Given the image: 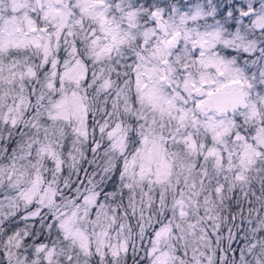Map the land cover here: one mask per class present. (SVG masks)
<instances>
[{
    "label": "clouds",
    "instance_id": "9594fccd",
    "mask_svg": "<svg viewBox=\"0 0 264 264\" xmlns=\"http://www.w3.org/2000/svg\"><path fill=\"white\" fill-rule=\"evenodd\" d=\"M225 3L233 0H63L62 6L0 0V148L19 152L21 139L42 138L45 129L51 138L60 129L57 150L108 177L114 195L107 203L124 225L123 231L113 226L111 243L129 245L119 264H153L164 256L168 264H264V160L243 185L234 181L236 169L228 170L244 143L264 141V0L234 5L238 13L246 5L255 23L222 18ZM74 71L78 83L69 79ZM73 92L82 100L84 125L49 121L53 104ZM226 101L239 103L225 109ZM17 128L31 135L21 138ZM209 150L223 157V171L214 158L205 159ZM7 155L0 151V162ZM164 163L167 175L157 182ZM226 176L235 186L221 203L214 190ZM233 209L236 220H225ZM169 220L171 234L151 244ZM7 239L0 233V264H33L35 241L10 248ZM145 248L156 250L148 255ZM65 255L75 260L73 249Z\"/></svg>",
    "mask_w": 264,
    "mask_h": 264
},
{
    "label": "snow or ice",
    "instance_id": "6c2138e0",
    "mask_svg": "<svg viewBox=\"0 0 264 264\" xmlns=\"http://www.w3.org/2000/svg\"><path fill=\"white\" fill-rule=\"evenodd\" d=\"M54 2L57 6L63 5V0H54ZM237 2L238 0H233V4L225 3L224 8L218 14L224 19L232 18L233 20H236L238 16H243L245 21L255 23L248 20L249 13L246 5H241L244 8L243 12H237L234 7ZM216 7L219 8V4ZM41 10L44 11L43 3H41ZM50 11H55V9H50ZM48 14V11H44L45 16ZM259 24L262 25L261 31H264V16L259 18ZM231 26L235 27V24ZM31 31L36 32L37 29L32 27ZM216 35L219 36V31ZM37 46L39 47V44ZM68 75L70 80L78 83L75 71ZM234 83H239V81ZM52 87L53 85L49 84V88ZM228 103H232L235 108L239 101H226L225 109ZM85 114L81 98L73 92L71 96L64 95L53 104V111L49 112L48 120L53 122L77 120L83 126ZM16 124L17 120L13 118L12 127H16ZM32 127L36 125L33 124ZM17 131L21 138L31 135L19 128ZM74 131L80 136L87 135L83 128H75ZM59 132L60 129L54 128L50 138L45 129L42 138L34 136L27 144H24L21 139L22 146L19 152L11 145L7 149L0 148V151L11 153L5 157L6 163L0 162V233L8 236L6 243L10 248H18L21 244L27 245L29 241H35L34 245L29 248V256L37 257L33 264H61L57 257L66 260L67 264H119L121 255L128 254L129 245L127 241L111 243L110 232L114 230L113 226H118L123 231L124 225H117V217L112 213L118 210L111 208L107 203L109 197L114 195L107 191L105 181L108 177H98L92 169L79 167L72 153L69 152L65 157L58 151L56 136ZM237 139L244 140V137L238 135ZM2 143L3 138L0 137V144ZM261 145H264V141H260L255 146L244 143L238 154V163L229 162L228 170L236 169L233 176L237 184L246 183V173L258 161L264 160V150H261ZM97 148L99 145L92 151L95 152ZM209 158H214L217 170L223 171V157L209 150L205 159ZM69 160L71 163H68ZM66 163L67 167H65ZM161 168L162 171L157 173L160 177L157 182H162L163 177L167 175L164 170L168 168V165L164 163ZM120 178L124 179L123 173L120 174ZM233 186L235 184L229 186L227 176L224 183L218 181L214 190L216 200L222 203L225 191H231ZM101 187L104 190H101ZM160 199L164 200L163 194ZM176 203L180 218H186L188 213L185 211L184 201L179 200ZM21 205L24 207L23 212L17 210ZM236 208L243 211L239 201ZM235 211L236 209H233V214L224 219L235 221ZM171 223L169 220L167 225L161 224L154 231L151 244L158 245L159 241L168 238L173 231ZM189 223L194 227L191 222ZM89 226H91V235L88 230ZM216 227L221 231L225 230L220 224ZM97 228L100 229L99 232L96 231ZM141 231L143 232V229ZM227 231L232 235L231 229ZM235 238H238V235ZM219 242L217 238V243ZM69 248L75 251V260L71 255H65ZM132 250L136 251L134 246ZM144 250L148 255H152L156 249L145 248ZM137 259H139L138 256ZM153 264H168V259L166 256L158 257Z\"/></svg>",
    "mask_w": 264,
    "mask_h": 264
}]
</instances>
